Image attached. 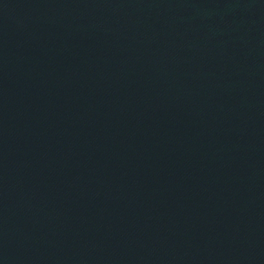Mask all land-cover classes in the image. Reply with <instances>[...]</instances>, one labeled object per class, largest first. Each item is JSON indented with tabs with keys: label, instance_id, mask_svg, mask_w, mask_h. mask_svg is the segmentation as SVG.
Here are the masks:
<instances>
[{
	"label": "water",
	"instance_id": "1",
	"mask_svg": "<svg viewBox=\"0 0 264 264\" xmlns=\"http://www.w3.org/2000/svg\"><path fill=\"white\" fill-rule=\"evenodd\" d=\"M0 264H264V0H0Z\"/></svg>",
	"mask_w": 264,
	"mask_h": 264
}]
</instances>
